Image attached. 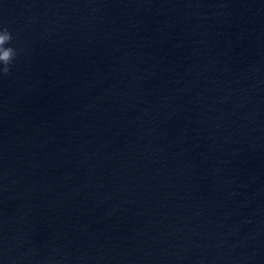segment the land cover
I'll use <instances>...</instances> for the list:
<instances>
[{
	"label": "water",
	"instance_id": "obj_1",
	"mask_svg": "<svg viewBox=\"0 0 264 264\" xmlns=\"http://www.w3.org/2000/svg\"><path fill=\"white\" fill-rule=\"evenodd\" d=\"M0 264H264V0H0Z\"/></svg>",
	"mask_w": 264,
	"mask_h": 264
},
{
	"label": "clouds",
	"instance_id": "obj_2",
	"mask_svg": "<svg viewBox=\"0 0 264 264\" xmlns=\"http://www.w3.org/2000/svg\"><path fill=\"white\" fill-rule=\"evenodd\" d=\"M13 35L5 25H0V76L10 72L20 54V49L13 46Z\"/></svg>",
	"mask_w": 264,
	"mask_h": 264
}]
</instances>
